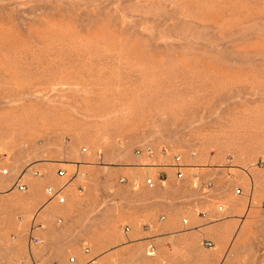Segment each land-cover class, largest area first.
<instances>
[{
	"label": "rangeland",
	"instance_id": "obj_1",
	"mask_svg": "<svg viewBox=\"0 0 264 264\" xmlns=\"http://www.w3.org/2000/svg\"><path fill=\"white\" fill-rule=\"evenodd\" d=\"M8 70L81 144L194 152L264 208V0H0ZM243 240L227 264H264V223Z\"/></svg>",
	"mask_w": 264,
	"mask_h": 264
},
{
	"label": "crops",
	"instance_id": "obj_2",
	"mask_svg": "<svg viewBox=\"0 0 264 264\" xmlns=\"http://www.w3.org/2000/svg\"><path fill=\"white\" fill-rule=\"evenodd\" d=\"M6 72H0V264H227L249 230L264 223L261 200L249 197L245 179L236 193L219 180V165L199 166L194 152L185 158L160 147L151 155L89 148L81 144L86 123L42 102L17 103L16 80ZM148 245L155 254H147Z\"/></svg>",
	"mask_w": 264,
	"mask_h": 264
},
{
	"label": "built area",
	"instance_id": "obj_3",
	"mask_svg": "<svg viewBox=\"0 0 264 264\" xmlns=\"http://www.w3.org/2000/svg\"><path fill=\"white\" fill-rule=\"evenodd\" d=\"M141 152H145L147 155H151L152 154V149L150 148V146H144L142 148H138V149L135 150L136 154H140ZM4 158H5L4 154L0 153V160H3ZM178 159H179L178 157L175 158V160H178ZM1 173H3V174L6 173V170L2 169ZM58 174L62 175L63 172L59 171ZM34 175H37V173L34 172ZM79 176L83 177V173H79ZM180 176H181V173L177 172V177H180ZM121 180H123V179H121ZM146 182L150 183V180L146 179ZM17 189L18 190H23L24 187L22 185H17ZM79 190H81V189H79ZM46 191H47L48 195L53 196V197H57L58 202H63V197L60 196L59 192L55 191L52 187H47ZM238 192H239V190H236V193H238ZM31 241L33 243H38V240L36 238H31ZM203 244L205 246H210V244L208 242H206V241ZM84 251L87 252V249H84ZM147 254H149V255L155 254V249H154L153 246H151V245L147 246ZM70 260H72V258H70ZM91 263L92 264H97V263H94V262H91Z\"/></svg>",
	"mask_w": 264,
	"mask_h": 264
}]
</instances>
